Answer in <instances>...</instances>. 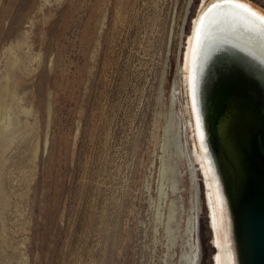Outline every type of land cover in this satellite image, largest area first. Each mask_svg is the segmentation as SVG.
Instances as JSON below:
<instances>
[{
	"label": "rangeland",
	"instance_id": "rangeland-1",
	"mask_svg": "<svg viewBox=\"0 0 264 264\" xmlns=\"http://www.w3.org/2000/svg\"><path fill=\"white\" fill-rule=\"evenodd\" d=\"M198 2L0 0V264H212L177 96Z\"/></svg>",
	"mask_w": 264,
	"mask_h": 264
},
{
	"label": "water",
	"instance_id": "water-1",
	"mask_svg": "<svg viewBox=\"0 0 264 264\" xmlns=\"http://www.w3.org/2000/svg\"><path fill=\"white\" fill-rule=\"evenodd\" d=\"M223 5L235 6L213 4L206 14H215H204L198 28L193 104L225 200L233 263L264 264V42L257 39L264 23L233 25L229 18L238 17L215 10Z\"/></svg>",
	"mask_w": 264,
	"mask_h": 264
},
{
	"label": "bare ground",
	"instance_id": "bare-ground-1",
	"mask_svg": "<svg viewBox=\"0 0 264 264\" xmlns=\"http://www.w3.org/2000/svg\"><path fill=\"white\" fill-rule=\"evenodd\" d=\"M225 2L235 6L223 5L218 6L215 10L217 9V12H223V9H225L226 11L232 12V14L238 17L229 18L233 25H242L248 28L253 26L256 29L257 27L255 25L249 23L251 18H254L260 23H264V0H199L195 9V15L189 23L188 35H184L182 41L184 42V47L180 56L181 67L178 77L179 89L177 90V96L183 110V132L187 139V144H185L187 145L192 164H194V169L197 171L202 182V193L207 211L209 231L211 233L210 244L214 247L211 258L212 264H234L230 238V223L226 212L225 200L220 188L216 184L217 181L211 172L205 149L201 143V134L197 127V114L193 104L191 90V69L196 54L198 28L204 14L207 15L212 11L206 14L208 8L213 4L218 5ZM211 13L215 14V12ZM257 39L264 42L262 35ZM262 44L264 45V43Z\"/></svg>",
	"mask_w": 264,
	"mask_h": 264
}]
</instances>
